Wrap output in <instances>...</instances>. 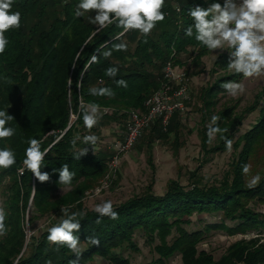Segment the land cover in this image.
I'll use <instances>...</instances> for the list:
<instances>
[{
    "label": "trees",
    "instance_id": "1",
    "mask_svg": "<svg viewBox=\"0 0 264 264\" xmlns=\"http://www.w3.org/2000/svg\"><path fill=\"white\" fill-rule=\"evenodd\" d=\"M79 2L14 0L12 10L21 13V26L5 33L9 44L0 54V110H7L15 118L6 125L14 128L15 134L0 140V149L8 147L16 156V164L0 169L8 229L0 237V264H70L77 259L66 246L47 239V229L59 223L63 215L61 208L85 213L81 228L75 233L80 238L78 264H89L95 257L107 259L111 264H131L123 255V248L137 250L136 232H142L149 245L158 242L153 246L158 257L144 264H166L165 260L175 254L180 256L181 264H264V212L257 210L264 207V93H258L254 103L240 113L235 111L236 105L223 104L217 108L220 97L228 93L221 85L244 78L227 70L229 50L216 56L210 73H217V77L198 92L201 102L198 136L206 160L230 150L225 138L232 141L231 160L223 177L206 182L192 171L188 186L178 179H169L161 194L154 192L152 177L141 194L113 204L118 219L103 217L100 223H96L99 217L94 209L84 204L86 194L100 186L112 156L111 150H103L99 144L103 128L122 122L125 128L130 110L146 109L145 101L161 85L168 60L183 67L182 54L192 48L193 62L201 63L209 50L195 40V31L192 37L185 35V29L192 24L188 10L213 2L223 4L224 0H165L162 9L165 20L158 22L147 36L138 30L124 33L116 24L96 31V25L88 21L94 11L84 17L75 16ZM120 43L127 45L126 50H114L113 46ZM106 51H111V55L105 57ZM93 55L98 60L89 64ZM109 67L119 69L114 78L105 74ZM203 71L199 69L197 73ZM121 79L127 87L117 86L116 81ZM92 87L110 88L114 95L93 96L89 92ZM259 103L258 119L235 137L245 116ZM88 104L98 105L102 112L90 130L84 126L82 111ZM213 111L220 117L217 125L227 131L217 133L211 145L205 122ZM179 115L173 113L166 128L156 120L140 136L143 139L138 147L145 145L147 162L153 171L152 144L156 139L167 140L172 134L174 151L179 148L182 129ZM86 135H95L97 143L85 144ZM33 138L41 141L42 151L49 149L41 169L50 174L48 182H39L28 170L23 175L18 171L23 166L28 141ZM84 148H88L87 154L75 159V154ZM64 163L75 173L70 186L59 184V173L54 172ZM245 164L250 165L247 176L242 171ZM257 173L261 175L259 186L247 188L246 182ZM27 212L30 222L51 218V223L28 241L24 229ZM194 215H213L220 221L209 224L205 230H188L184 225L191 224ZM211 229L229 235L254 234L231 243L215 259L198 248ZM88 236H96L99 246L88 243Z\"/></svg>",
    "mask_w": 264,
    "mask_h": 264
},
{
    "label": "clouds",
    "instance_id": "2",
    "mask_svg": "<svg viewBox=\"0 0 264 264\" xmlns=\"http://www.w3.org/2000/svg\"><path fill=\"white\" fill-rule=\"evenodd\" d=\"M67 2V0H65ZM14 0H0V54H3L9 44L5 33L11 29H19L21 26V13L13 11ZM165 0H80L76 5L75 16L84 17L85 13L95 12L94 16H89V23L96 25V31H100L110 25L116 24L126 33L129 30H138L144 36L149 35L158 22L165 20V13L162 9ZM188 16L192 20L185 35L193 36L195 40L207 50L228 49L230 56L227 62V70L230 73L242 74L244 78L264 76V0H224V3H210L207 7L194 6L189 8ZM123 34V33H122ZM116 51H124L127 48L125 43L115 44ZM111 55V51L104 52V56ZM216 56V55H215ZM98 57L93 55L89 64L97 62ZM119 69L109 67L105 74L114 78ZM118 87H127L125 80H117ZM221 87L230 95L236 96L238 92L244 90L243 83L236 81H226ZM89 92L93 96H113L112 89L92 87ZM83 123L87 129H92L97 123L99 106L88 104L83 109ZM15 119L7 110H0V140L10 138L15 134V129L6 126ZM219 116L213 115L208 125L209 141L217 133H224L227 129H222L217 125ZM98 138L95 135L83 137L85 144L95 145ZM225 144L231 149L232 141L225 138ZM28 147L25 149L23 166L18 169L20 175L25 170L30 171L39 182H48L50 174L42 172L43 161L49 149L41 150V141L30 139ZM94 150V148H93ZM88 148H84L75 154V159L80 160L85 156ZM16 164V156L12 149L5 147L0 149V169H9ZM245 176L250 171V165L242 166ZM59 173V184L70 186L75 173L69 170V165L64 163L59 169H54ZM261 175L259 173L251 177L246 182V187L254 189L259 186ZM35 190V188H33ZM94 211L98 214L96 223H100V218L108 217L118 219V212L114 210L112 201H104L95 206ZM63 215L59 223L49 227L48 241L59 246H66L77 259L70 261V264H78L81 249L79 247L80 238L75 235L81 228V220L84 212H70L69 208H61ZM6 211L0 207V237L7 234L5 224ZM88 243L99 246L100 241L96 236H88Z\"/></svg>",
    "mask_w": 264,
    "mask_h": 264
},
{
    "label": "rangeland",
    "instance_id": "3",
    "mask_svg": "<svg viewBox=\"0 0 264 264\" xmlns=\"http://www.w3.org/2000/svg\"><path fill=\"white\" fill-rule=\"evenodd\" d=\"M239 3L240 0H237ZM224 50L209 51L206 56L202 58L199 65L193 62V56L195 54L192 48H189L188 52L182 54L181 61L183 62V68L186 69V77L189 88L190 100L186 104V110L180 114L182 129L179 133V148L174 151L173 148V135L169 134L167 140L156 139L152 144V156L153 165L155 170L148 165L147 162V150L145 145L140 148L138 145L142 141L140 137L137 141V145L130 151L122 154L120 157L115 175L111 176V181L107 186L101 189V191H90L86 194L84 204L89 209H94L96 205L103 203L104 201H112L113 204H119L129 197L137 194H141L150 182V179L154 178L153 190L156 194H161L165 190L166 183L169 179H178L182 184L188 186L190 184V173L196 171L197 175L206 182L218 180L223 177V173L227 170L228 164L231 160L230 149L227 152L211 155L210 159L206 160V156L202 153L200 147V139L198 136V129L201 127V102L198 99L199 89L208 83L213 82L217 77V73L211 75L210 69L216 58V56L224 52ZM216 55V56H215ZM203 69L200 74L197 70ZM238 83H243L244 90L238 92L236 96H232L227 93L225 96L220 97L217 108H222L223 104L236 105L235 111L242 112L246 107L252 105L256 99L258 93L263 91L264 93V76L242 78ZM260 103L257 108L251 113L245 116L242 126L239 129V133L242 134L259 117ZM104 112L107 110H103ZM102 112L99 110L97 117ZM215 114H208V119L205 122L208 127L211 117ZM124 131V124L112 123L103 128L100 135L102 149H109L112 142L121 138V134ZM215 141V136L211 140V145ZM209 156H207L208 158ZM0 186V207H3L4 195ZM4 208V207H3ZM32 209V208H31ZM264 212V207L258 208ZM29 214L25 217V234L27 241L31 235L36 234L41 229L47 227L51 223V218L42 217L34 222L29 221ZM220 219L213 215H194L191 217V224L184 225L188 230L202 229L205 230L209 224L213 222H219ZM229 224H233L228 222ZM254 233L247 235L235 234L229 235L224 231L211 229L204 234V238L199 244V249H204L211 253L215 259L219 258L227 247L242 238H249ZM170 237H168V240ZM134 241L137 246V250H131L130 248H123V255L128 257L131 264H144L151 263L158 255L153 250V246L158 243L157 241L153 245L146 243V237L142 232H136ZM166 264H181L180 256L175 254L172 257L165 260ZM89 264H111L107 259L101 257H95Z\"/></svg>",
    "mask_w": 264,
    "mask_h": 264
},
{
    "label": "built area",
    "instance_id": "4",
    "mask_svg": "<svg viewBox=\"0 0 264 264\" xmlns=\"http://www.w3.org/2000/svg\"><path fill=\"white\" fill-rule=\"evenodd\" d=\"M162 82L145 101V110H130L125 122L123 135L112 142V156L108 162V171L100 186L94 191H101L115 175L122 154L130 151L143 134L144 130L156 120L163 128L168 125L173 113L182 114L186 110V104L190 100L189 88L186 83V71L172 60H168L162 71Z\"/></svg>",
    "mask_w": 264,
    "mask_h": 264
}]
</instances>
